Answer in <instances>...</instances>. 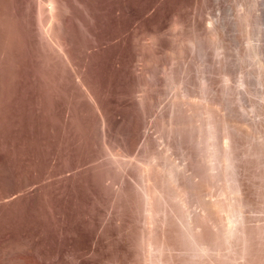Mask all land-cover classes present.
I'll return each instance as SVG.
<instances>
[{
	"label": "rangeland",
	"instance_id": "rangeland-1",
	"mask_svg": "<svg viewBox=\"0 0 264 264\" xmlns=\"http://www.w3.org/2000/svg\"><path fill=\"white\" fill-rule=\"evenodd\" d=\"M0 264H264V0H0Z\"/></svg>",
	"mask_w": 264,
	"mask_h": 264
},
{
	"label": "bare ground",
	"instance_id": "bare-ground-1",
	"mask_svg": "<svg viewBox=\"0 0 264 264\" xmlns=\"http://www.w3.org/2000/svg\"><path fill=\"white\" fill-rule=\"evenodd\" d=\"M53 8H51V10H52ZM55 15V14H54ZM242 225H243V223H242ZM157 227H159L158 225H157ZM157 227H155V229H157ZM155 229H152L151 231H149L148 232V246L150 247V244H152V241L154 240V238H155V235H156V231H155ZM159 229H161V227H159ZM191 232V231H190ZM191 238H192V235H191ZM193 242V241H192Z\"/></svg>",
	"mask_w": 264,
	"mask_h": 264
}]
</instances>
